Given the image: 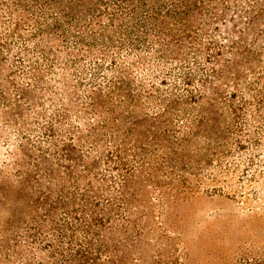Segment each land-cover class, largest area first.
Returning a JSON list of instances; mask_svg holds the SVG:
<instances>
[{
  "label": "rangeland",
  "instance_id": "374dc122",
  "mask_svg": "<svg viewBox=\"0 0 264 264\" xmlns=\"http://www.w3.org/2000/svg\"><path fill=\"white\" fill-rule=\"evenodd\" d=\"M175 1L0 0V264H264V0Z\"/></svg>",
  "mask_w": 264,
  "mask_h": 264
},
{
  "label": "trees",
  "instance_id": "16d2710c",
  "mask_svg": "<svg viewBox=\"0 0 264 264\" xmlns=\"http://www.w3.org/2000/svg\"><path fill=\"white\" fill-rule=\"evenodd\" d=\"M181 5V0H176L175 3L173 5H171V8L165 15H159L158 12H155L154 14L155 15V20L157 21L158 23V28H159V31L162 33V34H165L166 36L169 37V33H167V30L165 29V24L167 23V20L168 19H174L175 21H179L180 19V11H179V7ZM124 80H121V79H115V80H112L111 83L108 85V89L111 93H117L118 96L120 97V101L123 102V99H126V101H130L132 100L131 98V94H126L127 91L125 90L124 88ZM101 92V91H100ZM125 93V94H123ZM109 97L112 96V95H108ZM104 99V96L101 94V93H96L95 96H92L90 99H91V103L93 106H98L99 108H102L104 103L101 102V99ZM125 101V102H126ZM155 123L158 124V123H161V121L159 120V118L155 117L154 118ZM205 120V116L203 115L200 119L197 120V122H193V125L191 126V133L192 134H197V135H201L203 132H204V129H203V122ZM158 125H151V128H149V132L151 133V129L154 130L155 128H157ZM202 131V132H201ZM182 134V137H178L176 140L173 141V146L174 144L181 146L183 143H185L187 141V139L190 137V135H185L184 133L180 132ZM154 134V132H153ZM155 136V134H154ZM155 140H157L158 138H153ZM169 145V143L167 144ZM172 146V145H170ZM167 147V146H166ZM169 147V146H168ZM170 148V147H169ZM176 150V148L174 149ZM170 153V149L168 150Z\"/></svg>",
  "mask_w": 264,
  "mask_h": 264
}]
</instances>
